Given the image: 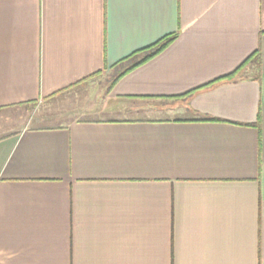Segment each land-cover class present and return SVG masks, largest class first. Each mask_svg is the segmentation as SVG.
<instances>
[{"label":"crops","instance_id":"1","mask_svg":"<svg viewBox=\"0 0 264 264\" xmlns=\"http://www.w3.org/2000/svg\"><path fill=\"white\" fill-rule=\"evenodd\" d=\"M0 264H264V0H0Z\"/></svg>","mask_w":264,"mask_h":264},{"label":"rangeland","instance_id":"2","mask_svg":"<svg viewBox=\"0 0 264 264\" xmlns=\"http://www.w3.org/2000/svg\"><path fill=\"white\" fill-rule=\"evenodd\" d=\"M114 75L112 73H106L98 75L91 81H89L83 88H79L66 95L59 97L55 100L48 101L46 104L40 105L39 110H35L31 113L34 119L40 116H47L48 120H41L43 125H56L62 123L64 120L79 116H86L85 109L93 105L94 97L97 91H104L109 87ZM99 92V93H100ZM37 122H30L29 127H34Z\"/></svg>","mask_w":264,"mask_h":264},{"label":"trees","instance_id":"3","mask_svg":"<svg viewBox=\"0 0 264 264\" xmlns=\"http://www.w3.org/2000/svg\"><path fill=\"white\" fill-rule=\"evenodd\" d=\"M175 39H176V36L165 37L162 40H160L159 42H157L155 45H152V46H150L144 50H141V51L133 54L129 58L121 61L116 66L119 67V66L127 64L128 67L126 68V70L122 74H120L118 77H116V79H114V82L116 80H119L120 77H122L123 75L134 70L135 68L142 66L143 64L147 63L149 60L153 59L154 57H156L157 55L162 53L165 49H167L175 41ZM140 55H142L141 60H137V57ZM250 62H255L256 64L259 65L260 55L258 52H256L250 59H248L242 65V67H240V69H238L236 71V73L232 74L228 78L235 76L240 70H242L244 67H246L248 64H250Z\"/></svg>","mask_w":264,"mask_h":264}]
</instances>
